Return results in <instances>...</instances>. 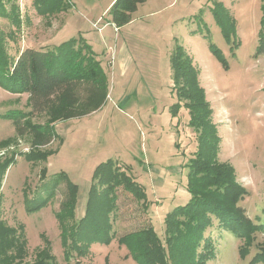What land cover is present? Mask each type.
<instances>
[{"label": "rangeland", "instance_id": "obj_1", "mask_svg": "<svg viewBox=\"0 0 264 264\" xmlns=\"http://www.w3.org/2000/svg\"><path fill=\"white\" fill-rule=\"evenodd\" d=\"M3 1L9 10L17 4L21 16L19 28L0 16L10 55L87 37L109 84L108 100L99 111L53 123L54 140L43 148H33L30 136L18 138L13 122L0 118V160L13 156L0 189V213L10 228L24 227L25 262L48 251L57 264H66L63 237L89 215L95 188L101 197L96 170L108 162L142 189L147 203L124 185L116 188L117 206L110 216L114 238L108 244L90 241L81 264H138L118 239L149 226L165 243L167 216L191 200L188 174L201 134L183 106L185 80L180 76L177 81L173 69L178 46L192 59L218 130V163L233 166L237 183L248 191L240 202L246 214L255 222L262 217L264 52L257 56L261 0H147L120 30L108 14L115 0H70L68 9L52 15L39 13L34 0ZM220 8L230 18V31L234 29L229 42L222 34ZM128 54L124 64L121 57ZM15 110L31 111L28 94L0 86V114ZM33 121L44 124L47 118ZM32 152H43L45 160H29L26 154ZM66 203L73 205V213L63 210ZM34 207L39 209L30 212ZM179 221L181 227L187 222L184 217ZM177 228V237L186 233ZM204 236L214 243L207 264H250L264 245V234L257 233L250 255L242 260V242L220 232L217 221Z\"/></svg>", "mask_w": 264, "mask_h": 264}, {"label": "trees", "instance_id": "obj_2", "mask_svg": "<svg viewBox=\"0 0 264 264\" xmlns=\"http://www.w3.org/2000/svg\"><path fill=\"white\" fill-rule=\"evenodd\" d=\"M147 0H115L109 9L111 23L121 29L133 21L138 6ZM70 0H34V5L42 15L60 13L69 8ZM260 23L257 56L264 52V0ZM12 9L0 0V16L11 18L14 25L21 26V16L17 4ZM221 10L222 34L229 42L232 32L227 26L224 8ZM225 19V22H223ZM218 21V20H217ZM231 21V20H230ZM220 26V27H221ZM11 39L13 36L10 37ZM237 46V45H236ZM212 48V47H210ZM217 58L225 65L224 56L213 49ZM13 57L7 48L5 35L0 33V86L13 94H28L31 111H8L0 118L11 120L16 136H30L32 147H46L54 140L51 125L70 119L83 118L99 111L107 102L109 84L101 61L83 37L71 38L56 46L35 49L24 48ZM183 64V67L181 65ZM176 80L181 76L184 82V107L190 111L191 125L201 131L200 143L191 162L188 174V192L191 200L179 206L166 218L167 234L165 243L161 241L152 226L118 239L126 246L138 264H207L214 253V243L204 232L217 221L220 232L230 234L242 242L239 256L245 260L251 253L256 234H264V210L262 217L253 221L240 202L248 194L236 180V173L230 164H219V135L212 123L211 110L205 100L197 79V70L183 47L178 46L173 57ZM38 116H45L44 124L34 123ZM29 160H45L42 153L26 154ZM13 156L0 160V189ZM113 162L100 165L96 170L102 195L94 189L88 206V216L80 225L74 226L71 235L64 236L65 262L81 264V258L89 255V242L108 244L114 237L110 235L111 213L116 209V188L124 185L138 198L147 203L141 188L123 173ZM76 187L68 183V188ZM54 193L50 194V197ZM103 198V199H102ZM39 207L30 208L31 211ZM73 205L66 203L63 210L73 213ZM180 217H184L181 227ZM186 222V223H185ZM184 230L178 237V228ZM24 227L19 231L10 228L0 213V264H57L48 251L40 253L34 262H25L27 240ZM186 239L187 241H183ZM165 245V246H164ZM201 251H198L201 247ZM190 247V253L187 248ZM176 260V261H174ZM250 264H264V245L255 254Z\"/></svg>", "mask_w": 264, "mask_h": 264}, {"label": "crops", "instance_id": "obj_3", "mask_svg": "<svg viewBox=\"0 0 264 264\" xmlns=\"http://www.w3.org/2000/svg\"><path fill=\"white\" fill-rule=\"evenodd\" d=\"M114 3V2H113ZM113 3H111V5L108 7V9H110V7L112 6V4ZM107 9V10H108ZM124 28V27H123ZM120 30V29H119ZM86 41H88V38L87 37H85L84 38ZM129 57V54H128V56H125V57H121V58H123V60H124V64H125V62L127 61V58ZM99 59L101 60V57H100V55H99Z\"/></svg>", "mask_w": 264, "mask_h": 264}]
</instances>
